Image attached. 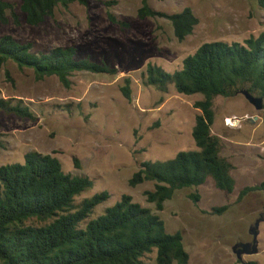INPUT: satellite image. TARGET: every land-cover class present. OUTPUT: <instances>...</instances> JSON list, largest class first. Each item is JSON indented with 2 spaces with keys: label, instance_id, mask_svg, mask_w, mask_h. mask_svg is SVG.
<instances>
[{
  "label": "rangeland",
  "instance_id": "374dc122",
  "mask_svg": "<svg viewBox=\"0 0 264 264\" xmlns=\"http://www.w3.org/2000/svg\"><path fill=\"white\" fill-rule=\"evenodd\" d=\"M6 1L15 5L18 23L10 17L7 24H0V37L31 43L34 52L74 47L76 59L90 58L118 72L77 73L67 89L56 77L38 81L32 71H20L14 64L0 69V97L21 102L35 116L31 120L0 111V166L23 163L28 152L54 156L64 172L93 181L91 189L75 198L76 206L95 194L109 193L89 219L129 195L158 214L169 233L182 234L188 264H264V192L238 199L242 189L264 180V108L256 110L242 94L213 101L211 131L221 139V154L234 166L236 186L231 194L218 190L209 179L198 189L178 190L162 211H156L145 196L155 182L130 184L142 162L166 161L196 149L192 129L200 110L194 104L203 96L182 95L172 86L162 93L144 85L147 65L174 73L204 43L244 44L259 36L264 33V9L257 1L87 0V5L58 7L36 27L26 23L19 10L21 0ZM144 4L164 14L190 7L199 23L178 41L167 18H141ZM126 78L131 82V101L120 90ZM193 193L199 195L198 202L190 198ZM225 205L228 209L222 214L211 212ZM254 243L256 252L242 250L239 258L242 245L250 244V251ZM146 262L157 264L155 251Z\"/></svg>",
  "mask_w": 264,
  "mask_h": 264
},
{
  "label": "trees",
  "instance_id": "16d2710c",
  "mask_svg": "<svg viewBox=\"0 0 264 264\" xmlns=\"http://www.w3.org/2000/svg\"><path fill=\"white\" fill-rule=\"evenodd\" d=\"M256 1L264 9V0ZM74 3L87 5V0H21L19 10L26 23L36 27L52 17L58 7ZM140 13L141 18H167L178 41L191 35L199 23L190 7L164 14L144 4ZM10 17L18 23L15 5L0 0V24H7ZM76 55L74 47L34 52L31 43H20L9 35L0 37V69L14 64L20 71H32L38 81L56 77L69 89L77 73L114 76L118 72L90 58L76 59ZM142 76L144 85L162 93L172 86L179 94H200L203 99L194 104L200 110L192 129L196 149L181 151L166 161L142 162L130 184L155 182L145 196L156 211H162L178 190L198 189L209 179L218 190L231 194L236 186L231 175L234 166L221 154V139L211 131L213 101L216 97H234L241 89L264 100V33L244 44L204 43L184 58L180 70L169 73L150 63ZM130 83L126 78L120 88L128 101L132 100ZM0 111L35 120L28 106L12 99L0 97ZM92 186L90 178L64 172L59 159L51 155L28 152L23 163L0 166V264H148L146 257L154 251L157 264L189 263L182 234L169 233L158 214L129 195L89 219L110 196L101 192L76 206L75 198ZM252 192H264V180L242 189L238 199ZM190 198L199 201L197 193ZM227 209L225 205L211 212L222 214Z\"/></svg>",
  "mask_w": 264,
  "mask_h": 264
},
{
  "label": "water",
  "instance_id": "95a60500",
  "mask_svg": "<svg viewBox=\"0 0 264 264\" xmlns=\"http://www.w3.org/2000/svg\"><path fill=\"white\" fill-rule=\"evenodd\" d=\"M239 94H242L245 99L252 105L254 106V108L258 111L262 110L264 108V100L261 97H257L255 95H253L252 93H250L248 90L245 89H241L239 91ZM255 243L253 244V249L248 251L247 249L250 247V244H246V245H242V249L238 250L237 255L240 258L241 253H246V254H250V253H255L256 249H255ZM242 250H244L242 252Z\"/></svg>",
  "mask_w": 264,
  "mask_h": 264
}]
</instances>
